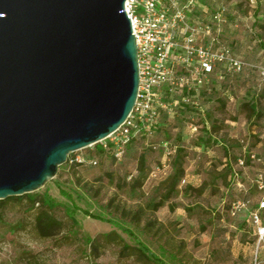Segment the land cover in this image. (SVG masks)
Returning a JSON list of instances; mask_svg holds the SVG:
<instances>
[{
	"label": "rangeland",
	"instance_id": "rangeland-1",
	"mask_svg": "<svg viewBox=\"0 0 264 264\" xmlns=\"http://www.w3.org/2000/svg\"><path fill=\"white\" fill-rule=\"evenodd\" d=\"M210 4L213 14L225 10L220 43L244 69H220L207 87L190 97L186 83L174 87L167 100L170 109L161 112L158 128L131 145L121 163L99 156L97 167L62 166L53 181L34 193H49L56 203L51 214L64 228L53 238L38 236L36 212L26 202L2 201L0 264H253L256 255L264 264L250 220V212L264 202V191L256 183L264 174V0ZM178 77L188 79V74ZM189 103L193 111L187 115L182 108ZM252 103L261 117L244 107ZM165 143L174 159L180 149L184 152L185 175L170 199L166 196L174 163L163 169ZM142 156L146 168L141 173ZM63 191L83 210L106 218L114 214L124 230L81 212L74 214L75 227L65 212ZM78 191L84 194L81 200ZM246 200L250 211L233 218V204ZM161 202L164 206L154 211V204ZM144 248L160 263L144 256Z\"/></svg>",
	"mask_w": 264,
	"mask_h": 264
},
{
	"label": "water",
	"instance_id": "water-1",
	"mask_svg": "<svg viewBox=\"0 0 264 264\" xmlns=\"http://www.w3.org/2000/svg\"><path fill=\"white\" fill-rule=\"evenodd\" d=\"M128 0H0V201L106 140L140 85Z\"/></svg>",
	"mask_w": 264,
	"mask_h": 264
},
{
	"label": "built area",
	"instance_id": "built-area-1",
	"mask_svg": "<svg viewBox=\"0 0 264 264\" xmlns=\"http://www.w3.org/2000/svg\"><path fill=\"white\" fill-rule=\"evenodd\" d=\"M201 0H128L125 11L131 21L136 39L139 63L140 85L135 108L127 121L106 140L97 144L112 160H125L130 146L143 136H152L160 122L163 102L162 89L168 86L172 92L180 83H186L189 90L208 82L220 64H227L230 70L240 72L244 63L238 61L229 48L219 42L221 27L226 23L225 10L215 13L210 23L195 20ZM185 72L188 79H179L178 73ZM264 75V70H263ZM95 145V146H97ZM92 146L88 149H93ZM169 144H163L166 164L171 166L173 152ZM79 153V152H78ZM76 155L74 162L81 164L82 155ZM98 166V161L90 163ZM259 190L264 191V174L256 181ZM182 184H186L183 180ZM249 202L233 204L231 216L250 211ZM264 202L251 212V223L255 228L260 249L264 251V226L262 214ZM253 264H263L258 255Z\"/></svg>",
	"mask_w": 264,
	"mask_h": 264
},
{
	"label": "trees",
	"instance_id": "trees-1",
	"mask_svg": "<svg viewBox=\"0 0 264 264\" xmlns=\"http://www.w3.org/2000/svg\"><path fill=\"white\" fill-rule=\"evenodd\" d=\"M223 26L221 27V34H222V31H223ZM221 34L219 36V42H220ZM220 45H221V43H220ZM261 46L264 48V43H261ZM220 69H224V71H226V72L235 73L233 70H230V68H229V66L227 64H220V65L217 66L214 74L209 78L208 82L210 81V79L214 78V76L217 74V72ZM262 75H263V72H262ZM208 82H206L202 86H197L193 90H189L188 87H187V89H188L187 96L190 97L198 89H204L205 87H207V83ZM166 87H168V86L163 87L162 92H163V102L167 105V108L166 109H162L161 112L163 110H167V109L169 110L170 109L171 100H170V102L167 101V100L172 95L169 94L171 92L168 90V88L166 90ZM172 102H173V100H172ZM244 107L248 109V112L250 113L251 116L261 117L260 112H259L256 104H254V103L247 104ZM182 109L184 110L185 114H187V115L192 114V111H193L192 109L193 108H191L190 103L188 105H183ZM160 123H161V118H160V122H159L158 125H160ZM157 128H158V126L156 127V129ZM140 140L141 139H139L136 142H134L132 144V146L136 145V144H139ZM179 141L181 142V138H179ZM94 148H95L94 150L93 149H87L86 150L85 155H82L83 158H84V161L81 164H78V163L74 162V159H75L76 155H71L69 157L67 166H69L70 168H73V169H78V168H81V167H93L90 164L91 161L97 160L98 161V165H99V163H100L99 160H98L99 156H102L103 158L105 157V158L111 159L108 155H106V154H104L102 152L101 148L98 145L95 146ZM183 153H184L183 150L180 149L178 151V156L175 159L173 158V156L171 158V159H173V162L171 160V167H172V164L174 163V173H173V175L170 178V181L172 183H171L170 189L167 192V196H166L167 199H170L172 197V195L176 192L177 185L179 184L180 180L185 175V170H184V167H183V158H182V156H183L182 154ZM112 161L116 163V161H114V160H112ZM145 164H146L145 163V157L142 156V158L140 160V168H139V171L141 173L145 171V168H146ZM136 187L137 186H134V189ZM76 194H77L76 197L78 199H80V200L82 198V195H84L83 192H80V191H78V193H76ZM62 195L68 201V205L65 206V212L67 213V215L69 216V218L71 219V221H72V223H73V225L75 227H78V226L76 225V221L74 219V214L78 213V212H81L85 217L90 218L92 220L108 223V224H111V225H115V226H117L119 228H123V225L121 224L122 222H118L116 220L114 214H110L109 213L108 214L109 217L106 218L102 214H94V213H92V212H90L88 210H83L82 208H79L76 205L74 197L72 196L71 193L63 191ZM24 202L27 203L29 210L36 212V214H35V230H36L38 236L41 239H43V240L51 239V238H53L54 236H56L57 234H59L63 230V228H64L63 222L59 221L58 219H56L51 214V211L54 208H56V203L54 202L53 198L49 195V193H46L42 197H40L38 195H35V194H30V195H25L23 197L14 198V199H11V200L7 201V203H20V204L24 203ZM244 202H249L250 203L249 200H246ZM3 204H5V203L0 201V212H1V206ZM163 206H164V203H162V202L158 203V204H154L153 209H154V211H158ZM253 211H255V210H253ZM243 213L244 212L238 214L236 217H233V218H237ZM250 217H251V214H250ZM250 220H251V218H250ZM262 226H264V212L262 214ZM123 230H124V228H123ZM125 231H127V230H125ZM75 233L76 232H74V234ZM130 234L132 235L131 232H130ZM142 253H143L144 256L148 257L151 261L156 262V263H160V259L155 254L151 253L147 248H144V250H142Z\"/></svg>",
	"mask_w": 264,
	"mask_h": 264
},
{
	"label": "crops",
	"instance_id": "crops-1",
	"mask_svg": "<svg viewBox=\"0 0 264 264\" xmlns=\"http://www.w3.org/2000/svg\"><path fill=\"white\" fill-rule=\"evenodd\" d=\"M211 0H201L198 9L196 10L195 14L193 15L194 19L197 20H203L204 22H207V18L211 17L213 14V7L210 4ZM215 14H213L214 16ZM212 16V17H213Z\"/></svg>",
	"mask_w": 264,
	"mask_h": 264
}]
</instances>
